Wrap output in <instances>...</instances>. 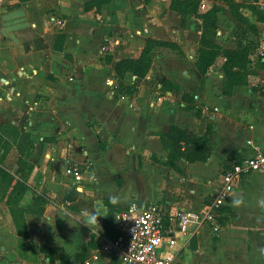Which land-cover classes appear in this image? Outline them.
I'll list each match as a JSON object with an SVG mask.
<instances>
[{"label": "crops", "instance_id": "0c3cea01", "mask_svg": "<svg viewBox=\"0 0 264 264\" xmlns=\"http://www.w3.org/2000/svg\"><path fill=\"white\" fill-rule=\"evenodd\" d=\"M87 1L0 0V125L31 135L26 185L37 184L48 199L29 227L45 247L39 264H85L95 254L91 264H120L100 251L120 235L114 214L152 202L173 232L174 245L159 249L174 255L173 264H264L258 174L243 176L221 200L219 232L209 224L176 232L171 218L208 205L225 171L254 148L264 153V60L254 88L236 86L224 96L223 60L199 73L197 41L181 43L196 24L181 27L172 0H110L90 10ZM150 39L173 46L156 50L142 74L137 63L123 67L140 60ZM171 128L204 138L209 150L200 145L193 162L184 155L168 166L160 136ZM69 167L79 181L66 174ZM234 194L245 201L239 208L229 202ZM16 252L14 235L0 232V264H24Z\"/></svg>", "mask_w": 264, "mask_h": 264}, {"label": "rangeland", "instance_id": "374dc122", "mask_svg": "<svg viewBox=\"0 0 264 264\" xmlns=\"http://www.w3.org/2000/svg\"><path fill=\"white\" fill-rule=\"evenodd\" d=\"M192 5L193 15L178 13V10ZM172 7L178 9L175 12L181 17V27L184 28L188 22L199 28L197 34L196 25L191 26L187 30L188 40L181 42L197 41L195 62L198 59L201 65L211 62L208 66L210 69L216 67L217 59L223 60L220 69L224 73V96L229 95L236 86L255 87L251 78L263 69V63L257 48V22L261 20V15L253 0H172ZM203 15L215 16L216 22L215 28H207L201 39ZM168 43L171 42L150 39L143 53L146 59H141L142 64H148L160 47L173 46ZM123 67H131V64H124ZM120 86L119 91L124 90ZM5 123L8 122L0 125V232L14 235L17 242L16 260L24 264H39L45 247L39 244L36 237L31 238L29 227L34 220L43 216L48 199L45 193L35 190L37 184H31L30 187L26 185L32 168L30 157L34 151L31 135L19 127H8ZM193 137H180L174 132L171 134L175 147L186 144L184 155L190 162L194 161L195 154L201 149Z\"/></svg>", "mask_w": 264, "mask_h": 264}, {"label": "built area", "instance_id": "2783aa9c", "mask_svg": "<svg viewBox=\"0 0 264 264\" xmlns=\"http://www.w3.org/2000/svg\"><path fill=\"white\" fill-rule=\"evenodd\" d=\"M253 4L264 19V0H253ZM257 43L259 54L264 60V20L259 29ZM106 84L111 87L112 92L116 90L112 79H107ZM252 173L264 178V153L257 148L253 149L250 157L235 163L223 173L221 188L212 202L196 211L178 210L171 215L175 222L174 230L185 232L190 224H209L214 233L219 232L221 225L216 220L215 209L221 206V200L232 192L239 179ZM66 174L75 181L81 179L77 169L73 167L67 168ZM164 218L160 206L155 202L127 205L114 214L120 235L114 240L106 241L100 251L120 264H173L174 255L159 253L163 244L172 246L175 243L172 230L165 227ZM97 258L98 255L95 254L85 264H91Z\"/></svg>", "mask_w": 264, "mask_h": 264}, {"label": "trees", "instance_id": "16d2710c", "mask_svg": "<svg viewBox=\"0 0 264 264\" xmlns=\"http://www.w3.org/2000/svg\"><path fill=\"white\" fill-rule=\"evenodd\" d=\"M109 1L110 0H88L86 2V4H85V8L88 9V10L93 9V8H97L98 9L103 4H106ZM193 1H195V0H193ZM170 8L173 11H177L178 10V9H175L174 7H172V2H171ZM178 11L177 12L179 14H181V15H182V13L183 14L185 13L186 15H193L195 13L193 5L192 6H186V9H184V10L180 9ZM200 18H201V16H200ZM202 18L203 19L201 20V26H202V34L203 35H202L201 39L204 37L207 28H209V27L213 28V29L215 28L214 24L216 22V17L215 16L210 17L208 15H203ZM143 57L146 59V56L142 55L140 60H138V61H123V62H121V64H123V65L124 64L134 65L136 63H139L138 72H139V74H142L144 72V70L148 66V64H145V65L142 64L141 59ZM263 63H264V61H263ZM210 64H211V62L206 63V65H201L199 63V59L195 62V66H196L197 70L199 71V73L201 75H205L206 74V72L208 71V66H210ZM164 83L166 84L167 82H164ZM173 132L178 134L180 137L186 138V132L181 131V130L176 129V128H171L170 131L167 134H162L160 136V140H161V143L163 145V148L169 150L167 165L170 166V167H176V161L180 160L184 156V152H181L180 146L177 145L175 147L174 146L175 144L172 143L171 134ZM203 141L205 142L204 138L195 140V142L197 144L202 146V148L204 149L203 152L205 154L207 152V150H209V147L206 146ZM47 256H49L50 261H52L51 256L50 255H47Z\"/></svg>", "mask_w": 264, "mask_h": 264}, {"label": "clouds", "instance_id": "9594fccd", "mask_svg": "<svg viewBox=\"0 0 264 264\" xmlns=\"http://www.w3.org/2000/svg\"><path fill=\"white\" fill-rule=\"evenodd\" d=\"M229 202H230V204L233 207H236V208H239L240 206H242L245 203L244 199L241 196H239L238 194H234L231 197V199H230ZM258 204L260 206H264V198H260L258 200ZM95 220H96V217L95 216H93V215H90L89 216V223H93V222H95Z\"/></svg>", "mask_w": 264, "mask_h": 264}]
</instances>
